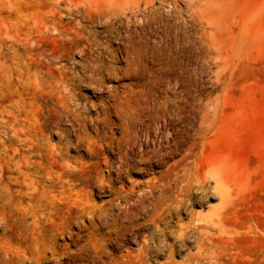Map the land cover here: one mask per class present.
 Returning <instances> with one entry per match:
<instances>
[{
	"label": "rangeland",
	"instance_id": "374dc122",
	"mask_svg": "<svg viewBox=\"0 0 264 264\" xmlns=\"http://www.w3.org/2000/svg\"><path fill=\"white\" fill-rule=\"evenodd\" d=\"M161 194L199 232H116ZM0 264H264V0H0Z\"/></svg>",
	"mask_w": 264,
	"mask_h": 264
},
{
	"label": "bare ground",
	"instance_id": "6f19581e",
	"mask_svg": "<svg viewBox=\"0 0 264 264\" xmlns=\"http://www.w3.org/2000/svg\"><path fill=\"white\" fill-rule=\"evenodd\" d=\"M30 136L27 135L25 142H26V146H30L31 148L34 146L33 145L34 140L32 141L33 137H30ZM133 141L134 139L132 137L126 136L125 134L122 137H120L118 140L117 147H116V149H118L120 153V155L118 156V164H117V169H116V173L118 174V176L127 172L126 169L124 168L126 160H125V157L122 155L123 147H133L134 146ZM35 147H38V146L36 145ZM31 150L33 151L32 148ZM148 160L149 158H143L142 163ZM54 161L55 160H53L52 162ZM106 162H109V161L106 160ZM21 165H23L22 162H21ZM49 166L50 167L44 166L41 162H39V167H36L37 168L36 170L34 168L35 172L33 173L25 172L24 177L22 176L23 177L22 179L24 182H26L27 185L32 186L33 190L36 192L31 195L32 200H33L32 206L34 207V209L39 208V209L45 210L50 220L52 219L54 220V218H57L55 216L56 215L58 216L61 210V208L55 205V202L53 201V198L55 196L54 195L55 184L58 182L61 183V188H62L61 193L63 194V202L65 204H68V199L72 197V187L74 184L72 185L70 181L72 178L69 179V178L62 177V175H64L61 173L63 170L59 172L58 170H55L53 166L52 167L51 165ZM63 168H64V165L62 169ZM36 175H38V178L36 177ZM117 179H120V178H117ZM203 181H206V180L204 179ZM109 186H111L110 183H109ZM136 186L138 185L134 184L133 187L131 188V191H134ZM199 186L204 187L201 184ZM84 192L86 191H84L83 189L82 191L81 190L74 191V194L76 195L75 197V200L77 201L76 205L79 207H82L83 209H86L88 207L87 206L88 202H86L84 198ZM43 200H45L46 203H44ZM139 202L142 203L141 210L145 212L144 222H138L136 218L131 216L133 214V213L131 214V210L130 211L120 210V213L116 215L115 221H114L116 232L119 235H125L129 231L131 232V230H138L139 232V229H142L143 227L145 228V225H147L150 222H152L155 225L156 230L163 233L164 236H166V230L169 228L170 223L176 222L178 229L174 230V237L180 240V242L182 241V243H184L187 240V236H189V232L191 231V229H194L195 231L199 232V230L195 228L196 226L194 225L192 221H190L189 223L182 222L183 218L181 216V212L185 205V199L181 197L180 195L169 197V196H165L164 194H161L159 196H156L154 198V204L151 208L147 207L144 199H140ZM66 211L70 213V208L66 209ZM65 215L63 213V217H65ZM60 222L58 223L60 224ZM64 223L66 224V221ZM149 235H151L152 237H155L153 233H150ZM199 243H200V248H203L202 242L200 240H199Z\"/></svg>",
	"mask_w": 264,
	"mask_h": 264
}]
</instances>
